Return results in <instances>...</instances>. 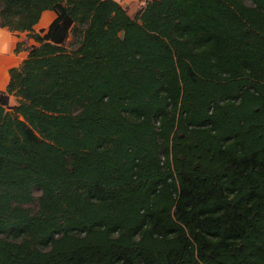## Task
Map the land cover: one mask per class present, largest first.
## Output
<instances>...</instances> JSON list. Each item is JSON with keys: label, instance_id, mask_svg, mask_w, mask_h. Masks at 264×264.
<instances>
[{"label": "trees", "instance_id": "trees-1", "mask_svg": "<svg viewBox=\"0 0 264 264\" xmlns=\"http://www.w3.org/2000/svg\"><path fill=\"white\" fill-rule=\"evenodd\" d=\"M0 26L34 40L0 92V264H264V0H0Z\"/></svg>", "mask_w": 264, "mask_h": 264}, {"label": "rangeland", "instance_id": "rangeland-1", "mask_svg": "<svg viewBox=\"0 0 264 264\" xmlns=\"http://www.w3.org/2000/svg\"><path fill=\"white\" fill-rule=\"evenodd\" d=\"M245 3L251 4V0H244ZM136 12L134 11L133 15ZM50 19V18H49ZM36 31H40V24L35 27ZM76 39L71 34L66 41V45L72 48L76 45ZM34 43V40L29 37L27 31H11L6 27L0 26V45L2 46V51L0 52V92L5 90L7 83L9 82V69L13 66L21 64L24 58L28 54L27 47ZM5 88H4V87ZM9 103L14 105L17 103V98L11 95L9 98ZM39 190L35 191V195L38 196ZM27 206L35 209L37 202L34 201L31 204H26ZM7 238L19 239L22 234L17 231H9L4 234ZM137 237L138 234H135ZM47 247L45 244H41Z\"/></svg>", "mask_w": 264, "mask_h": 264}, {"label": "crops", "instance_id": "crops-1", "mask_svg": "<svg viewBox=\"0 0 264 264\" xmlns=\"http://www.w3.org/2000/svg\"><path fill=\"white\" fill-rule=\"evenodd\" d=\"M117 1H119L124 7H126L128 12L131 15H133L134 11L137 12L146 3L147 0H117ZM55 16H56V12L54 10H45L42 14L40 21L35 25V27L40 24V29H46ZM43 17L45 18L42 21ZM9 78H10V74H9Z\"/></svg>", "mask_w": 264, "mask_h": 264}, {"label": "flooded vegetation", "instance_id": "flooded-vegetation-1", "mask_svg": "<svg viewBox=\"0 0 264 264\" xmlns=\"http://www.w3.org/2000/svg\"><path fill=\"white\" fill-rule=\"evenodd\" d=\"M2 51V46L0 45V52Z\"/></svg>", "mask_w": 264, "mask_h": 264}, {"label": "bare ground", "instance_id": "bare-ground-1", "mask_svg": "<svg viewBox=\"0 0 264 264\" xmlns=\"http://www.w3.org/2000/svg\"><path fill=\"white\" fill-rule=\"evenodd\" d=\"M45 17H43L42 21L44 20Z\"/></svg>", "mask_w": 264, "mask_h": 264}]
</instances>
